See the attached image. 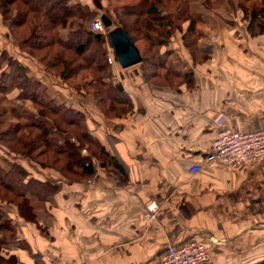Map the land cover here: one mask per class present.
I'll list each match as a JSON object with an SVG mask.
<instances>
[{
  "label": "crops",
  "instance_id": "obj_1",
  "mask_svg": "<svg viewBox=\"0 0 264 264\" xmlns=\"http://www.w3.org/2000/svg\"><path fill=\"white\" fill-rule=\"evenodd\" d=\"M211 1L196 28L206 59L191 58L179 29L168 30L166 41H150L155 54L166 52L172 70L192 73L191 85L186 79L175 87L149 82L141 59L127 66L110 64L114 81L133 104L121 116H106L93 96L47 72L18 49L0 21V49L14 53L28 72L46 81L58 100L80 104L89 133L121 164L116 170L95 158L93 175L78 181L50 169L35 172L58 187L35 201L34 221L20 219L15 207L5 206L20 239L11 242L13 264H147L167 243L198 235L210 264H253L264 258V155L238 169L212 161L189 171L203 160L221 124L251 130L264 122V33L245 29L239 0ZM135 44L141 57L147 42ZM16 92H8L12 119L19 114L15 108L35 111L31 100L18 99ZM147 199L159 203L152 220L142 216Z\"/></svg>",
  "mask_w": 264,
  "mask_h": 264
},
{
  "label": "trees",
  "instance_id": "obj_2",
  "mask_svg": "<svg viewBox=\"0 0 264 264\" xmlns=\"http://www.w3.org/2000/svg\"><path fill=\"white\" fill-rule=\"evenodd\" d=\"M211 2L135 0L110 4L109 11L103 6L102 10L133 43L139 39L147 42L141 53L145 78L175 87L183 79L191 85L192 73L172 70L166 52L155 54L150 41H166L168 30L179 29L191 58L206 59L208 53L198 49L196 28L205 21L202 9ZM238 8L250 34L264 33V0H239ZM98 12L89 0H0V21L19 50L36 58L47 72L76 92L93 96L106 116H121L131 111L133 104L120 83L114 81L106 59L104 33L87 26ZM148 29L158 31L160 37ZM0 56L5 60L0 66V264H13L16 257L11 242L17 236L3 205L15 207L20 219L34 221L35 201L47 199L58 187L57 181L37 177L35 172L50 169L60 178L78 181L93 175L95 158L107 166L112 163L116 170H121V164L89 133L84 121L86 111L80 104L58 100L44 80L28 72V66L14 53L0 49ZM12 89L18 99L31 100L35 109L31 115L9 118L7 101ZM253 264H264V258Z\"/></svg>",
  "mask_w": 264,
  "mask_h": 264
},
{
  "label": "built area",
  "instance_id": "obj_3",
  "mask_svg": "<svg viewBox=\"0 0 264 264\" xmlns=\"http://www.w3.org/2000/svg\"><path fill=\"white\" fill-rule=\"evenodd\" d=\"M106 27L99 15L91 18L90 29L103 33ZM214 39V34L208 36V41ZM106 59L111 64L116 62L114 50L109 47ZM209 144V150L203 156V160L192 163L189 167L190 172L195 173L204 164L212 161L226 163L232 169L245 167L264 155V122L251 130L236 128L233 123L221 124ZM143 203L142 216L147 220L154 219L159 203L155 199H147ZM211 259L203 238L198 235L183 242L167 243L155 259L147 264H210Z\"/></svg>",
  "mask_w": 264,
  "mask_h": 264
},
{
  "label": "rangeland",
  "instance_id": "obj_4",
  "mask_svg": "<svg viewBox=\"0 0 264 264\" xmlns=\"http://www.w3.org/2000/svg\"><path fill=\"white\" fill-rule=\"evenodd\" d=\"M90 1V3H91V5H95V6H97L98 7V14H96L95 16H93V17H96V16H98L99 15V13H101L102 11L104 12V10H102V9H105L104 7L106 6V10H110L109 9V5L110 4H118L119 2H123V1H128V2H130V3H133V1H135V0H119L118 2L117 1H115V0H111V1H107V0H102V3H101V0H89ZM100 5V6H99ZM104 6V7H103ZM110 8H111V5H110ZM111 12V11H110ZM112 15L114 16V13L112 12ZM92 17V18H93ZM91 21V20H90ZM90 21L89 22H87V26H88V28H89V23H90ZM1 26V25H0ZM90 29V28H89ZM91 30V29H90ZM104 33V35H105V47L107 48V52H108V47L109 48H111V49H113V46H111V45H113L115 42H117V40L118 39H120V38H123L124 36H126L125 34L126 33H124V31L121 29V27L120 26H116V25H114V24H110V25H108L107 27H106V29H105V32H103ZM0 35L2 36V37H4V35L2 34V32L0 31ZM11 40V39H10ZM12 41V40H11ZM139 41H140V39L137 41L138 43H139ZM136 43V42H135ZM141 45L143 46L144 45V43L141 41ZM110 63V62H109ZM4 64V61L2 60V58H1V56H0V66H4L3 65ZM111 64V63H110ZM110 67H111V65H110ZM47 79H50L49 78V75H47ZM45 82V84H47V82L46 81H44ZM94 98V97H93ZM95 99V98H94ZM12 102V100H10V103ZM23 110V111H22ZM22 111V112H21ZM14 112H16V113H18L19 112V114H27V115H31L32 113H33V111H29V108L28 107H26V106H22V108H15V110H14ZM18 114V115H19ZM9 115V114H8ZM16 115V114H15ZM18 115H16V116H18ZM9 118H11L12 119V117L9 115ZM7 204V203H6ZM3 206H11V204H7V205H3Z\"/></svg>",
  "mask_w": 264,
  "mask_h": 264
},
{
  "label": "water",
  "instance_id": "obj_5",
  "mask_svg": "<svg viewBox=\"0 0 264 264\" xmlns=\"http://www.w3.org/2000/svg\"><path fill=\"white\" fill-rule=\"evenodd\" d=\"M99 16L104 24L107 26L111 24V19L106 13L101 12ZM112 46L114 47L116 61L124 66L134 64L141 59L138 46L127 36L118 39Z\"/></svg>",
  "mask_w": 264,
  "mask_h": 264
}]
</instances>
